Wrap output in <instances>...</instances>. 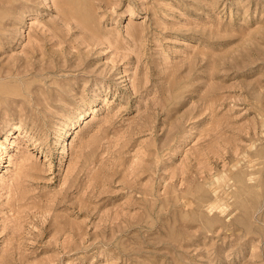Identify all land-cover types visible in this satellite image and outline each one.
I'll use <instances>...</instances> for the list:
<instances>
[{"label":"rangeland","instance_id":"1","mask_svg":"<svg viewBox=\"0 0 264 264\" xmlns=\"http://www.w3.org/2000/svg\"><path fill=\"white\" fill-rule=\"evenodd\" d=\"M0 264H264V0H0Z\"/></svg>","mask_w":264,"mask_h":264},{"label":"bare ground","instance_id":"2","mask_svg":"<svg viewBox=\"0 0 264 264\" xmlns=\"http://www.w3.org/2000/svg\"><path fill=\"white\" fill-rule=\"evenodd\" d=\"M78 119V118H77ZM71 126V125H70ZM74 126V125H73ZM215 207V205H213ZM223 211V210H222Z\"/></svg>","mask_w":264,"mask_h":264}]
</instances>
